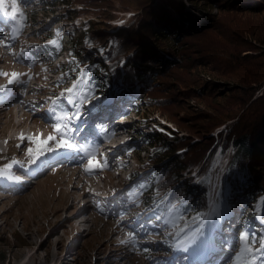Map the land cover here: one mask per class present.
<instances>
[{
  "label": "rangeland",
  "instance_id": "1",
  "mask_svg": "<svg viewBox=\"0 0 264 264\" xmlns=\"http://www.w3.org/2000/svg\"><path fill=\"white\" fill-rule=\"evenodd\" d=\"M158 1L160 0H154L152 4ZM162 1L165 2L162 4H166L175 14L174 17L179 16L166 0ZM36 2L37 0H16L15 8L18 9L16 12H13L12 0H5L4 5L0 6V39L8 45V47L0 46V72L9 73L8 77L0 75V85H7L16 93L13 97L15 102L0 107V169L5 165H11L7 174L11 170L34 173L32 181L26 183L17 179L10 180L8 176L0 177V264H164L162 263L164 260H167L166 264H187L191 250L188 255L179 257L181 253H185L183 250L178 251L176 255L171 254L167 259L160 257L159 253L165 252L168 239L177 243L179 249L182 248L181 245L187 247V241L193 236L197 227H201L207 220L212 221L215 217L217 208H221V201L237 198L233 194L234 197L231 196L232 190L227 185L233 180L232 174L227 171L231 152L221 160L220 170L213 172L209 180V196L204 213H210L211 219L192 213L195 219L183 229L165 228L174 224L171 220V212L166 208L169 204L163 206L165 212L158 211L159 203L166 198L165 195L159 198H156L155 192L144 195L141 181L145 180V177L150 178L153 169L156 166H165L168 160L164 158L159 163H150L152 145L148 144L149 141L145 140L144 136H156L159 133L168 136L174 134L172 132L176 128L173 122V129H165L171 127V124L164 117L169 115V109L177 105L172 95L175 94V86L178 85L175 80L189 73H192L191 75L198 73L201 76L202 73L203 75L208 73L207 70L191 68L194 65L189 58L185 60L177 53V49L181 51V55L188 57L210 53V50L220 51V48L225 51L234 48L239 50L247 46L244 39L249 43L247 49L252 47L250 54L255 57L252 61H264L263 57L258 56L261 53L259 45L264 46V3L259 10L253 11L251 8L243 9L237 6L217 7L203 0H200L199 5L192 1L180 2L182 11L199 17L206 24L210 22L203 15L204 11H200V7L208 5L207 10L216 18L212 28L187 36L179 45L170 40L173 53L169 55L166 52L168 54L166 65L152 69L151 76L155 81L147 82L152 84L147 96L138 94L142 86L136 84L130 86L125 83L124 76H118L114 89L132 91L137 95L132 106V114L137 115V119H132L129 111L131 107L124 106L122 110L124 115L119 117L124 124H116V118H113L114 122L110 124L108 122L111 118L106 117V125L109 127L107 132L97 134V131L93 130L95 135H92L87 129L83 133H73L72 136H68V139L72 140H79L78 138L85 136L83 142L85 145L73 151V149L56 147L59 134L53 127L59 118L65 115L64 112L69 106L67 105L63 111L53 112L55 116L51 114V107L56 97L61 100L67 97V101L73 99L69 95L73 94L77 80L76 74L72 71L80 72L84 67L77 70L81 64L73 62L66 67L67 70L59 68L63 63L64 65L70 63L68 61L72 58L71 52L77 55L78 47L71 46L70 41L81 34L82 25L90 21L99 23L101 20L96 16L97 13L77 12L85 8H78L75 3H63L58 0ZM19 3L23 4L25 12L18 8ZM26 17L27 20L24 21ZM127 17V15L122 17L119 15V19L111 21L110 24L114 27L124 24V21L130 19ZM152 26L157 30L158 25L154 20ZM184 27L187 29L186 24ZM49 33L53 34L51 36L54 40L51 41L48 37ZM165 37L163 35L162 39ZM59 38L60 40L54 43ZM144 41L148 42L147 39ZM44 42L50 43L53 48L57 47V44H62L63 50L54 49V58L48 60L43 56L39 58L36 68H33L35 64L28 67L27 61L20 57L21 51L25 48L31 49L29 56L32 59L36 54L33 47ZM85 44L87 43L83 42V46H86ZM114 44L115 42L111 41L100 53H97V47L86 46L79 57L88 51L91 58L98 60L109 51L112 52ZM76 55L72 58L73 61L79 59ZM218 70L214 68L209 72L217 76L214 85L223 87L224 83L238 80L223 74L219 68ZM258 71L261 73L264 71L262 66ZM12 72L23 75L19 76L17 82L8 85ZM67 88H73V92L66 93L64 90ZM103 91L95 92L88 100L90 103L84 106L83 111L87 113L82 121L77 122L78 125L82 123L84 129L90 126L92 120L100 114V107L109 99L110 92ZM157 94L162 96L157 97ZM208 100L209 98L188 100L189 105L179 114L190 115L196 112L197 114L190 118L191 121L196 123L204 120L197 108L205 110L202 102ZM217 100L219 103L224 101L223 98ZM118 101H114L113 104L115 113L120 115L121 105ZM16 102L17 105H14ZM165 102H170L171 107L166 108ZM95 107L98 109H94ZM211 111L210 109L206 113ZM196 115L200 116L194 119ZM21 119L22 121L17 125L16 122ZM96 119L100 121L103 117L99 116ZM171 120L176 123L174 119ZM60 122L69 123L67 120ZM69 124L71 126V123ZM97 126L102 129L100 125ZM61 132H64L63 128ZM66 134L68 135V132ZM21 135L38 137L40 140L54 135L57 136V141L49 142L48 147H51V151L44 150L42 154L34 152L30 157L26 154L27 149L29 147L35 149L38 145L30 144L27 140L21 141ZM189 135L186 134L187 137ZM196 136L199 139L202 135ZM93 139L94 141H91ZM87 152H90L94 160L103 167H95L90 172H86L85 167L89 157ZM193 173L194 171L190 174ZM28 183L34 186H29ZM139 183L140 185L136 186ZM244 186L245 188L241 186L237 189L241 193L238 200L244 199V193L253 187L249 183ZM221 192L223 195L220 194ZM255 192L250 197H254L253 203L250 204L253 213L250 215L253 214L256 219L262 220V215L258 211L264 210V192L261 196ZM166 200L163 204L167 203ZM236 202L237 199L233 202L236 212L232 220H224L222 216L216 218L217 225L226 224L233 230L230 228L229 232L222 233L219 229L217 239L222 254L218 253L217 258L205 264H234L233 258L239 252L237 249L243 244L239 235L248 230L244 227L238 212L243 211L244 216L245 209H249L248 206ZM81 217L85 222L75 230L74 222ZM251 228H255V225ZM259 229L261 231L259 238L264 237V227ZM191 231L192 233L189 234ZM237 241H240V244ZM251 260L252 257L243 256L238 264H251ZM262 261L258 259L257 264H261Z\"/></svg>",
  "mask_w": 264,
  "mask_h": 264
},
{
  "label": "trees",
  "instance_id": "2",
  "mask_svg": "<svg viewBox=\"0 0 264 264\" xmlns=\"http://www.w3.org/2000/svg\"><path fill=\"white\" fill-rule=\"evenodd\" d=\"M58 1L68 3L69 0ZM76 1L85 8L77 12L91 10L104 20L116 16L120 11L135 12L124 24L115 27L108 23L90 21L82 25L80 35L71 39V46L78 47L77 55L71 52L72 58L76 55L79 59L73 61L71 58L68 62L69 64L79 62L81 65L77 70L84 67L80 72L76 71L79 80L74 99L79 101L85 96L90 99L92 94L98 91L114 93V83L118 76H124L125 83L127 82L130 86L134 84L142 86L138 94L147 96L152 87V84L147 82L155 81L151 76L152 69L156 67L159 69L161 65H166L167 55L173 53L170 40L179 45L187 36L212 28L216 20L207 10L208 5L200 7V11H204L203 15L210 24H206L189 12L182 11L180 2L183 0H166L168 5L179 13L176 17L166 4H162L165 3L162 0L156 4H152L154 0ZM185 1L200 4V0ZM203 2L217 7L223 5L235 8L237 6L256 11L260 9L264 0H203ZM153 20L158 25L157 30L152 26ZM184 24L189 31H185L187 29ZM163 35L166 36L165 39H162ZM144 39H147L149 43ZM111 41L115 42L112 52L109 51L100 59L94 60L88 51L79 57L86 46L97 47V53H100ZM243 41L249 46L246 40L243 39ZM83 42L87 43L86 46H83ZM247 46L229 51L220 48V51L210 50V53L189 57L181 55V51L176 50L185 60L189 58L194 65L191 68L207 70L208 73L205 75L202 73V76L198 73L193 75L189 73L175 80L178 85L175 86V94L172 95L177 105L169 109V115L164 117L167 122L171 124L173 122L176 128L172 132L174 134L168 136L159 133L156 136H144L145 140L149 141L148 144L152 145V154L149 155L150 163H159L164 158L168 160L165 166H156L150 173V178L147 177L141 181L143 193L155 192L157 198L165 195L166 205L169 204L166 208L171 212V220L174 222L165 228L183 229L195 219L192 213L194 215L204 213L211 175L217 169L220 170V162L229 152L231 156L227 171L232 174L233 180L227 185L232 190L231 196L238 198L241 193L237 189L241 186L245 188L246 183L252 184L253 187L244 193L243 201L250 200L249 204H252L254 199V197L250 198L252 194L256 191L255 193L261 196L264 192V71L262 73L258 71L261 66L264 70V61H252V58H255L250 54L252 47L247 49ZM259 46L261 53L258 56L264 58V46ZM41 47L43 53L50 52L49 48ZM59 50H63L62 44H59ZM214 68L216 70L219 68L223 74L238 80L224 83L223 87L214 85L213 82L217 76L209 74ZM86 91L90 93H85ZM118 92L122 99H135L137 96L132 91L119 90ZM158 96L162 95L157 94ZM205 98H209L207 102H202L206 109L197 108L204 120L193 123L190 118L197 114L196 112L190 115L179 114L189 105L188 100H204ZM218 98H223L224 101L219 103ZM165 103L166 108L171 107L170 102ZM165 105L163 104V109ZM210 109L211 113H206ZM196 116L194 119L200 115ZM168 118L174 119L176 123ZM165 129H173V125ZM186 134H190L189 137ZM196 135L202 136L198 139ZM216 162L218 163L215 165ZM192 171L194 173L190 174ZM220 194L223 195V192ZM220 203L223 205V201ZM159 204L158 210L162 212L164 204L162 201ZM191 233L192 231L189 232ZM205 236L206 233H203L201 238L204 239ZM259 254L256 253V257ZM261 264H264V261Z\"/></svg>",
  "mask_w": 264,
  "mask_h": 264
},
{
  "label": "snow or ice",
  "instance_id": "3",
  "mask_svg": "<svg viewBox=\"0 0 264 264\" xmlns=\"http://www.w3.org/2000/svg\"><path fill=\"white\" fill-rule=\"evenodd\" d=\"M5 3V0H0V6H3ZM13 4V12L18 11V9L15 8L16 0H12ZM0 46L8 47L7 43L0 39ZM0 75L8 77L9 73L7 72H0ZM23 75L21 73L12 72L10 78L8 79V85H12L14 82H17L19 79V76ZM7 85H0V91H3ZM66 93H72L73 88H67L64 90ZM63 95V93H62ZM51 99V98H50ZM70 114L66 113L62 117L59 118L57 123L54 124V131L59 134L58 142L56 143L57 148H67V149H78L79 145L72 139L66 138V133L69 130V124L68 123H61L60 121L67 120L69 123H71V131L73 133H83L85 129L78 125L77 121H82L84 119V113L81 111V105L87 106V103H90L88 101V98L85 97L83 101H79L77 99H71L67 101ZM64 129V132H61V129ZM21 141L27 140L30 144H37V148L29 147L27 149L26 154L28 156H32L35 153L42 154L44 150L51 151V147H48L50 141H57V136L49 135L46 139L40 140L38 137H24L21 135L20 137ZM17 147H20V145H17ZM34 162V161H33ZM11 167V165H5L3 169H0V177H4L7 174V170ZM95 167H103L102 164H100L98 161L94 160V157L89 155L87 158V167H85L86 172H90ZM11 179H18V177H9ZM198 216H201L202 218L211 219L210 213H197ZM159 219V217H158ZM206 227H214L213 224L209 223L206 225ZM204 228L197 227L195 233L193 236L187 241V244L189 246H198L197 240L198 237L202 236L204 233ZM240 241L243 242L239 252L237 255L233 258L234 264H238V261L241 257L251 255L252 260L251 264H257L256 259V253H260V259L264 260V237H260L257 239V236L255 233H248V232H241L239 235ZM257 243L259 244V247H256ZM183 250L185 252L188 251V247H184ZM193 250H195L193 248ZM147 251V249H145Z\"/></svg>",
  "mask_w": 264,
  "mask_h": 264
},
{
  "label": "water",
  "instance_id": "4",
  "mask_svg": "<svg viewBox=\"0 0 264 264\" xmlns=\"http://www.w3.org/2000/svg\"><path fill=\"white\" fill-rule=\"evenodd\" d=\"M68 3H71V4H76V5H78V8H83V6L78 2V1H76V0H69L68 1ZM80 11H81V9H79ZM87 12H92V13H96V12H93V11H91V10H88V11H82V13H87ZM134 15L135 14V12L134 11H120L119 12V14H116V16H114V17H112V18H110V19H103V18H100L99 17V15H96L98 18H100V20H101V22H99V23H108V24H110L111 23V21H117L118 19H119V15H121V17L122 16H124V15H127L128 17H127V19L128 18H130L131 17V15ZM94 22V21H93ZM125 22V21H124ZM108 29V28H107ZM164 123H166V122H164ZM170 124H171V122H170ZM171 126H172V124H171ZM182 133H184L183 131H182Z\"/></svg>",
  "mask_w": 264,
  "mask_h": 264
},
{
  "label": "bare ground",
  "instance_id": "5",
  "mask_svg": "<svg viewBox=\"0 0 264 264\" xmlns=\"http://www.w3.org/2000/svg\"><path fill=\"white\" fill-rule=\"evenodd\" d=\"M21 5H23V4H21ZM107 126V125H106ZM91 141H94V139L93 140H91ZM224 203V205H225V208H226V211H227V214L228 215H230V216H234V214H235V212H236V210L235 209H233V208H229L228 206H227V204L228 205H230V204H232L231 202H229V200H227L226 202H223ZM219 204V203H218ZM221 206V205H220ZM214 213V212H213ZM218 214V212L214 215V216H216ZM81 220V219H80ZM80 222V221H79ZM78 222V223H79ZM85 222V219L83 220V223ZM202 250V249H201ZM200 249H199V251H201ZM195 258V257H194ZM191 260H193V259H191ZM187 264H192L191 262H189V263H187Z\"/></svg>",
  "mask_w": 264,
  "mask_h": 264
}]
</instances>
